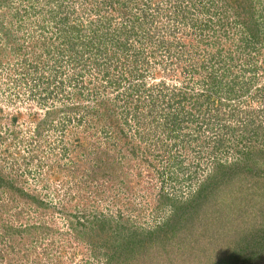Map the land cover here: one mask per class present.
Here are the masks:
<instances>
[{
    "label": "rangeland",
    "instance_id": "1",
    "mask_svg": "<svg viewBox=\"0 0 264 264\" xmlns=\"http://www.w3.org/2000/svg\"><path fill=\"white\" fill-rule=\"evenodd\" d=\"M235 14L257 17L249 47ZM254 149L264 0H0V264H214L259 220L264 180L245 171L175 237L153 231ZM135 233L154 241L129 259Z\"/></svg>",
    "mask_w": 264,
    "mask_h": 264
},
{
    "label": "trees",
    "instance_id": "2",
    "mask_svg": "<svg viewBox=\"0 0 264 264\" xmlns=\"http://www.w3.org/2000/svg\"><path fill=\"white\" fill-rule=\"evenodd\" d=\"M235 16L236 18L234 19V22L236 26L240 27V30L244 35L242 41L245 42V48L249 47L252 45V35H254L253 37L257 38L256 34L259 32V25L256 23L257 17H252L251 20H242L237 16V14H235ZM253 30H256L255 33H253ZM251 65L252 64L249 66ZM248 72H252V68H250ZM212 80L214 81L216 79L212 78ZM232 82L233 85L231 89L228 90L230 92H233L236 86L238 87L240 85L239 77H235ZM219 83L220 82H215L209 86L207 89L209 94H206V100L203 102H207L208 105L215 102L214 96H216V94H218L219 90L222 88ZM251 89L252 87L248 86V82L242 87V90L245 91L244 93H246V90L249 92ZM215 92L217 93L214 95L213 93ZM258 93H262V90H258ZM187 94L189 93L182 91V93L174 95V98H179L178 102L180 105L183 101L188 100L189 97H187ZM242 102L245 103L244 100H242ZM229 104L230 103H228V105ZM248 107V105L247 107H241V109H238V111L234 113L233 116H236L238 113L243 114L242 116L248 117V115L252 114V111H250ZM220 110L221 107H219V110L218 107L215 108V111L211 110L213 117H209V120H214L215 117L218 118V114L215 113L220 112ZM246 125H248V121H246ZM244 156L245 157L241 162L233 163V165L230 166L224 165L222 163L218 164L216 166L215 172L209 174L206 180L199 187V190L189 198L190 203L182 202L181 204H175L174 207L172 206V215H170V217L167 218L164 223L158 225L153 231L156 233L160 232L159 235L156 236L158 240L161 242L172 238V236L175 237L177 231L183 228L182 223L185 221V217L184 219L181 218V220L179 217L183 210L185 216L190 209V212L202 210V207H207L209 203H216V201L221 196V192L233 191V184H236L235 182L233 183V180L235 178L240 179V175L243 172L246 171L248 177H252L257 180H264V149H254L248 151L246 154H244ZM178 164L180 163H176V165ZM259 214V220L252 224V227L241 231V233H236L231 238L227 256L225 258L219 259L220 256L216 255L217 261L214 264H264V208L261 209ZM174 218V222L171 223ZM146 235L144 233H135L132 235V238L130 237L131 239L126 242V250L124 251L126 253V257L131 255V258L129 259H132L133 256H136V254L142 253H144V256L146 257V253L149 252H147L148 246L150 242L154 241L151 239L152 235H150L149 238H147Z\"/></svg>",
    "mask_w": 264,
    "mask_h": 264
}]
</instances>
